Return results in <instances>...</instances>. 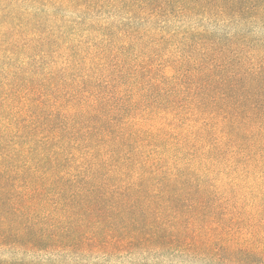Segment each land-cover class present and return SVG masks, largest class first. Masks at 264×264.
Instances as JSON below:
<instances>
[{"label": "trees", "instance_id": "obj_1", "mask_svg": "<svg viewBox=\"0 0 264 264\" xmlns=\"http://www.w3.org/2000/svg\"><path fill=\"white\" fill-rule=\"evenodd\" d=\"M0 264H264V0H0Z\"/></svg>", "mask_w": 264, "mask_h": 264}]
</instances>
